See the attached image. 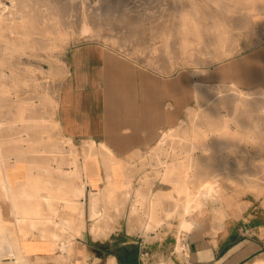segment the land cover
I'll list each match as a JSON object with an SVG mask.
<instances>
[{
	"label": "rangeland",
	"instance_id": "374dc122",
	"mask_svg": "<svg viewBox=\"0 0 264 264\" xmlns=\"http://www.w3.org/2000/svg\"><path fill=\"white\" fill-rule=\"evenodd\" d=\"M87 43L104 45L165 77L194 74V95L179 124L132 159L115 160L109 147L74 142L57 128L58 97L71 52ZM258 54L256 63L252 57ZM0 70V154L5 166L33 158L46 142L53 160L61 151L68 166L81 156L83 168L89 159L104 157L112 173L121 174L110 177L111 184L118 185L126 175L132 211L136 204L147 216L146 229L156 227L158 238L174 243L177 255L193 226L211 218L223 221L236 209L244 213L253 208L262 212L259 221L264 223V0H0ZM193 134L196 142L204 137L199 147L192 148ZM175 162L180 167L172 178L186 179L190 198L200 206L182 223L185 195L177 202L164 198L155 223L143 208L148 203L137 201V192L146 187L152 190L149 194L156 193L162 174ZM132 171L139 175L131 178ZM3 172L12 185L8 172L0 176ZM10 227L22 237L28 234L24 225ZM6 232L0 218V246ZM115 237L116 245L123 244L122 235ZM17 247L18 252H0V264H26V252ZM119 249L124 256L126 251ZM171 253L144 252L140 264H175ZM263 257L264 248L242 264Z\"/></svg>",
	"mask_w": 264,
	"mask_h": 264
},
{
	"label": "crops",
	"instance_id": "0c3cea01",
	"mask_svg": "<svg viewBox=\"0 0 264 264\" xmlns=\"http://www.w3.org/2000/svg\"><path fill=\"white\" fill-rule=\"evenodd\" d=\"M252 58L259 63L260 54ZM191 73L165 77L104 45L78 46L71 52L70 71L60 87L57 128L61 136L74 142L108 146L115 160L132 159L158 144L165 132L179 124L190 106L186 102L194 95ZM44 144L33 158L6 166L0 154V172H8L13 182L7 185L9 191L0 185V218L8 226L0 252H18L21 245L26 264H119L114 253L119 247L124 252H139V264L144 252H172L175 264H242L264 248V235L260 234L264 223L259 221L262 212L236 209L223 221L211 218L193 226L178 256L173 253L179 252L173 249L174 243L158 238L153 230L156 227L146 229L147 216L138 212L136 205L132 211L128 188L111 184L109 178L121 174H113L104 158L89 159L87 169L83 168V156L68 166L61 151L53 160L51 143ZM137 175L129 173L131 178ZM141 190L146 194L152 191ZM100 209L101 217L94 214ZM25 210L30 220L17 222ZM12 225L26 226L27 236L22 237ZM117 235L125 238L123 244L116 245ZM102 244L109 248L102 249Z\"/></svg>",
	"mask_w": 264,
	"mask_h": 264
},
{
	"label": "bare ground",
	"instance_id": "6f19581e",
	"mask_svg": "<svg viewBox=\"0 0 264 264\" xmlns=\"http://www.w3.org/2000/svg\"><path fill=\"white\" fill-rule=\"evenodd\" d=\"M99 2V1H98ZM4 8V7H3ZM10 13V12H9ZM14 13H16V12H14ZM15 15V14H14ZM21 17V16H20ZM166 26V25H165ZM59 30V29H58ZM59 31H61V30H59ZM49 32H51L50 30H49ZM65 32V31H64ZM60 33V32H59ZM66 33V32H65ZM64 33V34H65ZM9 34V33H8ZM51 36V35H50ZM162 36H163V34H162ZM42 37V36H41ZM46 37V36H45ZM165 37H166V35H165ZM165 37H164V39H165ZM44 38V37H43ZM65 38V37H64ZM153 38V37H152ZM63 39V38H62ZM7 40V39H6ZM60 41V40H59ZM55 43H56V41H55ZM55 43H54V45H55ZM10 64V63H9ZM1 71V70H0ZM8 75V74H7ZM196 91H197V100H198V91H199V88H198V85H196ZM191 112V111H190ZM235 112H237V111H235ZM235 115H237V114H235ZM234 115V116H235ZM234 118V117H233ZM227 119V118H226ZM225 122H228V121H225ZM0 124H1V122H0ZM225 124V123H224ZM204 132H202V134H203ZM194 135V134H193ZM204 135V134H203ZM207 135H208V133H207ZM218 135V134H217ZM205 136V135H204ZM195 137V138H194ZM194 144H193V147L192 148H196V147H199V145L200 144H203L204 143V137L203 136H200V138H201V140L199 141V140H197V142H196V135H194ZM164 139V138H163ZM162 139V140H163ZM220 147H223V142L221 141V139H220ZM94 143V142H93ZM92 145V144H91ZM104 148H108V146H106V145H102ZM100 147V146H99ZM225 149V148H224ZM205 150H207L208 151V147H205ZM222 150V149H221ZM209 153V151L206 153V154H208ZM110 154H111V150H110ZM204 154H205V152H204ZM102 158H104V157H102ZM105 159V158H104ZM193 160H194V157L193 156H191L190 158H189V161L185 164L186 165V167L187 168H189L191 165H192V163H193ZM106 161V159L103 161V162H105ZM184 162V161H183ZM181 163V162H180ZM185 163V162H184ZM179 163L178 162H175V163H172V166H171V168H170V170H168V171H165L163 174H162V177H161V184H160V189L156 192V193H154L153 195H151V194H146L145 192H142V191H140V192H137V196H138V199H137V201L138 202H147L148 203V212H147V214H148V217L150 218V220L151 221H153V222H155V223H157V222H159V220H160V218H159V214H158V209H157V205H159L161 202H162V200L164 199V198H169V199H173L175 202H177L179 199H180V197H181V195L183 194V195H185V200H186V203H185V205H184V210H183V212H182V223L184 222V221H186L188 218V216L190 215V214H192V212H194V210L198 207V206H200L199 204H197L196 203V201H194L193 199H191L190 198V191H189V188H188V183H187V181H186V179H178V180H174L173 178H172V175H173V173L174 172H178L179 171V169H178V167H180L179 165H178ZM84 167V166H83ZM182 167V166H181ZM184 168V167H183ZM74 169H77L76 167L74 168ZM84 169H87V166L84 168ZM182 170V169H181ZM126 175H124L123 176V178L120 180V183L117 185V186H129L130 185V183H129V181L128 180H126L125 177ZM240 178V177H239ZM11 185V183L9 182V179L7 178V176H6V174H4V172L2 173V175L0 176V185H2V187H3V189L4 190H6L7 188H9V186L7 187V185ZM102 184V183H101ZM103 186V185H102ZM10 189V188H9ZM112 189V188H111ZM115 189V188H114ZM8 190V189H7ZM136 190V189H135ZM3 191V190H2ZM9 191V190H8ZM126 191V190H125ZM130 190L128 189L127 190V194H129V193H131V192H129ZM81 192H82V190H81ZM113 192V191H112ZM4 193V192H3ZM9 193V192H8ZM78 193H79V191H78ZM9 194H11V193H9ZM80 194V193H79ZM101 194V193H100ZM6 195H8V194H6ZM42 196V195H41ZM100 196V195H99ZM13 197H15V196H13ZM12 197V198H13ZM46 197V196H45ZM10 198V200H11V197H9ZM34 198V197H33ZM43 198V197H42ZM41 198V199H42ZM96 198H97V196H96ZM95 198V199H96ZM16 199V198H15ZM14 199V200H15ZM18 200H21L20 198H17ZM40 199V200H41ZM94 199V200H95ZM18 200H17V202H18ZM32 200V199H31ZM34 200H36V199H34ZM16 201V200H15ZM15 201H14V203H15ZM28 201V200H27ZM30 201V200H29ZM28 201V202H29ZM45 201V200H44ZM52 201V200H51ZM27 202V203H28ZM36 201H34V203H35ZM46 202V201H45ZM95 202V201H94ZM53 203V202H52ZM16 204H18V203H16ZM36 204V203H35ZM46 204H48V203H46ZM31 205V207L32 206H34V205H32V204H30ZM29 205V206H30ZM136 205V204H135ZM11 206H12V203H11ZM15 206H19V205H15ZM24 206V205H23ZM22 205H21V207H23ZM26 206H28V205H26ZM28 206V207H29ZM55 205H53V207H54ZM27 207V208H28ZM37 206H35V209H37L36 208ZM24 208V207H23ZM55 208H57V207H54V209ZM32 209V208H31ZM34 209V208H33ZM16 210H19V209H16ZM30 210V209H29ZM14 211V210H13ZM21 211H23V210H21ZM28 210H25V212H24V215H23V218L22 219H18L20 216L19 215H17V216H19V217H17V222H24V223H26V222H28L29 220L27 219V213L29 212H27ZM35 211V210H34ZM33 211V212H34ZM15 213V212H14ZM20 214V213H19ZM99 217H101V216H103V213H101V214H99L98 215ZM15 218H16V216H15ZM103 218V217H102ZM99 220V219H98ZM4 221V220H3ZM44 221V220H43ZM49 221V220H48ZM16 222V224H19V223H17ZM68 223H69V220H68ZM22 224V223H21ZM31 224V223H30ZM29 224V225H30ZM99 224V223H98ZM65 225H66V223H65ZM101 225V224H100ZM95 227V226H94ZM101 228V227H100ZM99 228L97 227V230H98ZM94 232H95V230H93ZM53 232V231H52ZM54 233V232H53ZM56 234H58V233H56ZM10 242V241H9ZM8 242V243H9ZM10 244H12V243H10ZM183 244V243H182ZM68 247L70 248V246L68 245ZM14 259L16 260V261H18V256H17V254H14ZM21 256H23V255H21ZM64 256V255H63ZM23 260H24V263H25V257H23ZM262 262V263H261ZM16 263H18V262H16ZM15 263V264H16ZM257 263H261V264H264V257L263 258H261V259H258V261H256V263L255 264H257Z\"/></svg>",
	"mask_w": 264,
	"mask_h": 264
},
{
	"label": "trees",
	"instance_id": "16d2710c",
	"mask_svg": "<svg viewBox=\"0 0 264 264\" xmlns=\"http://www.w3.org/2000/svg\"><path fill=\"white\" fill-rule=\"evenodd\" d=\"M118 258L123 264H136L138 262V256L135 252H129L126 250L125 255H119L117 252Z\"/></svg>",
	"mask_w": 264,
	"mask_h": 264
}]
</instances>
